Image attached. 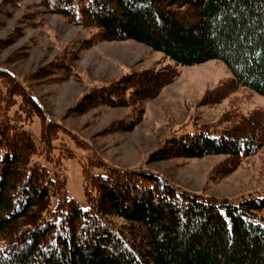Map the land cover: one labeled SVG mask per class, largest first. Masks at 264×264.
I'll return each mask as SVG.
<instances>
[{"label":"trees","instance_id":"obj_1","mask_svg":"<svg viewBox=\"0 0 264 264\" xmlns=\"http://www.w3.org/2000/svg\"><path fill=\"white\" fill-rule=\"evenodd\" d=\"M44 1L52 13L95 27L92 45L132 39L175 62L127 73L98 94L109 97L102 104L142 111L140 100L178 78V66L213 59L233 74L222 89L264 95V0ZM0 84V264H264V195L203 198L158 173L91 159L83 165L84 208L68 194L65 159L75 152L61 140L65 132L1 65ZM36 117L39 142L25 128ZM229 119L225 128L175 135L170 147L188 158L239 160L264 146V109Z\"/></svg>","mask_w":264,"mask_h":264},{"label":"rangeland","instance_id":"obj_2","mask_svg":"<svg viewBox=\"0 0 264 264\" xmlns=\"http://www.w3.org/2000/svg\"><path fill=\"white\" fill-rule=\"evenodd\" d=\"M95 32V27L52 13L44 0H0V65L16 75L65 132L61 140L75 152L65 159L70 197L89 206L83 165L91 159L158 173L203 198L238 201L264 195V146L239 160L219 154L188 158L169 141L202 126L225 128L231 114L263 110L264 95L244 86L222 89L233 74L225 62L213 59L178 66V78L157 96L138 101L142 111L127 103L102 104L109 97L98 94L127 73L159 71L175 62L132 39L92 45ZM25 128L40 141L38 117ZM94 171L108 173L101 166Z\"/></svg>","mask_w":264,"mask_h":264}]
</instances>
